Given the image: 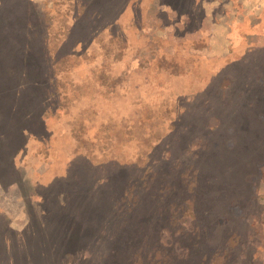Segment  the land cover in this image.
I'll return each mask as SVG.
<instances>
[{"label": "rangeland", "instance_id": "obj_1", "mask_svg": "<svg viewBox=\"0 0 264 264\" xmlns=\"http://www.w3.org/2000/svg\"><path fill=\"white\" fill-rule=\"evenodd\" d=\"M194 1L0 0V264H264V0Z\"/></svg>", "mask_w": 264, "mask_h": 264}, {"label": "trees", "instance_id": "obj_2", "mask_svg": "<svg viewBox=\"0 0 264 264\" xmlns=\"http://www.w3.org/2000/svg\"><path fill=\"white\" fill-rule=\"evenodd\" d=\"M79 1L82 2L84 10H83L82 13L78 14V17L79 18H84V16H85L86 19L85 18L84 19L87 21L89 19L88 15H87L88 14V10L87 9L90 6V4H89L88 0H78V2ZM192 2H193L192 4H194L195 1L192 0ZM185 3H187V2H185ZM189 6L190 5H188V4L186 5V4L183 3L182 5L179 6V12H183V11L189 12V8H190ZM188 14H191V13L189 12ZM99 18H101V15L100 14L96 15L95 22L98 21ZM56 35H57V33H56ZM71 36H72L71 33L67 32L65 37L69 39ZM58 38H59V36H58ZM7 80L8 79L6 78L5 85H6V81ZM9 92L11 93V95H13L12 103L15 100H17L19 98V96H21V93L19 91H17V89H15V90L11 89ZM15 95L17 97H15ZM1 97H2V95H1ZM9 97H10V95L7 96V100L10 101L11 98L9 99ZM5 101H3L2 103H4ZM4 108L6 109L7 107H4ZM10 108L13 111L12 112L13 115L16 114V108H12V106H10ZM4 112H5V114L8 113L7 110H5ZM259 115L262 116V117H260V119H264V116L261 113ZM2 118H3V116H2ZM213 120H215V122H217V121L220 122V118L219 117H215V119H213ZM6 130H7V128H6ZM16 136H17V133H16ZM13 137H14V126L11 127V131H9V132L5 131V129H4V132H2L1 135H0V138H2V142H3V144L2 143L1 144L4 145V147H5V148L1 149L3 152H0L1 156H3L4 158L6 157V164H4L5 168H7V163H9L11 165V167L14 168V164H12L14 161L11 160V156L10 157L8 156V155H10L9 152H10V148H11V144H12L11 141L13 140ZM9 141H10V143H9ZM116 204H118V203H116ZM224 251L225 250L222 249L221 247H214V248H212V255H211L209 249H204V251L202 253V256H201L202 264H225V261L223 262V258H224V254H225ZM8 263L9 264H13V261L11 259H9Z\"/></svg>", "mask_w": 264, "mask_h": 264}]
</instances>
